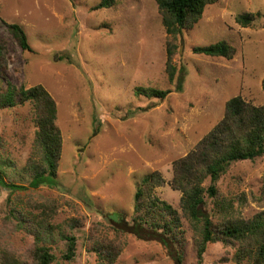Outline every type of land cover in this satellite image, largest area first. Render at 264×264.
<instances>
[{
	"label": "rangeland",
	"instance_id": "obj_1",
	"mask_svg": "<svg viewBox=\"0 0 264 264\" xmlns=\"http://www.w3.org/2000/svg\"><path fill=\"white\" fill-rule=\"evenodd\" d=\"M99 1L0 0V42L8 61L2 84L43 85L56 100L62 135L54 186L32 187L27 164L37 130L33 105L0 109V170L6 180L26 186L0 185V264H36L39 243L56 254L52 264H107L99 249L108 242L121 248L113 264H176L177 253L183 264H198L199 230L182 212L183 192L172 184L174 162L218 124L232 97L264 105V0H218L193 28L178 34L166 31L157 0H114L109 8L95 9ZM242 13L254 14L248 26L236 20ZM7 23L23 27L31 50L20 47ZM218 42H227L233 54L193 51ZM170 48L177 67L173 83ZM140 87L170 93L149 97ZM155 174L164 183L151 192L181 215L168 250L150 239L146 232L154 228L142 218L162 220L143 206L136 210L145 200L137 199L138 188ZM217 187L219 196L233 202V214L252 218L264 210V156L234 162ZM206 197L207 211L218 221L215 199ZM46 205L51 209L44 215ZM117 212L144 226L135 227L142 238L110 226L106 217ZM66 235L77 237L73 260L63 258ZM239 245L210 242L203 264H253L237 253Z\"/></svg>",
	"mask_w": 264,
	"mask_h": 264
},
{
	"label": "trees",
	"instance_id": "obj_2",
	"mask_svg": "<svg viewBox=\"0 0 264 264\" xmlns=\"http://www.w3.org/2000/svg\"><path fill=\"white\" fill-rule=\"evenodd\" d=\"M218 0H157L159 10L163 16L166 31L170 34H178L184 29L193 28L202 19L205 9L209 4ZM114 0H100L95 9L109 8ZM253 13L238 14L236 20L244 26H248L253 20ZM12 36L23 50H31L28 36L23 27L17 23H7ZM194 53L208 56L230 57L233 54L232 47L227 42H218L206 46H196ZM174 51H168L167 69L169 80L173 83L177 74L176 65L172 64ZM6 47L0 42V109L13 108L18 105L31 103L33 105L34 121L36 123V136L34 153L28 160L27 169L31 171L32 178L29 184L32 187L53 185V178H57L59 160L62 152V135L56 124L57 104L55 98L43 85L31 87H17L6 80V86L2 84V76L7 69ZM4 82V81H3ZM141 95L164 98L170 90L147 87L138 88ZM264 156V105H255L247 102L241 96L232 97L227 102V110L224 117L199 143L184 157L174 162L173 187L182 190L180 206L184 216L192 221L194 227L199 230L200 241L195 246L198 264H203L204 253L210 242L220 241L226 245L239 243L237 253L243 257H250L253 264H264V210L258 212L252 218H244L233 214V202L219 196L217 181L234 162L253 160ZM0 170V185L8 190L24 189L26 186L6 180ZM210 179L209 185H205L206 179ZM53 180V181H52ZM164 183L159 175H151L144 179L142 187L136 193L137 199L144 197V202L138 204L137 211L143 208L161 219L148 221L142 218L144 224L151 226L155 233L146 232L153 236L150 239H158L169 249V238L182 223L178 209L174 208L166 200L160 199L151 191L155 186ZM55 184V183H54ZM214 198L213 213L219 214L215 221L212 214L207 211V197ZM44 206L43 213L47 215ZM108 223L115 231L134 233L139 238L142 236L135 227L142 228L140 222L130 223L126 216L120 212L108 214ZM153 222V223H152ZM47 233L52 230V224L44 218L43 222ZM159 226L162 231H157ZM38 236V242H43ZM67 248L63 254L66 260H73L76 256L77 237L66 235ZM44 243V242H43ZM107 264H113L121 252V248L113 242L105 243L99 249ZM36 264H52L57 256L51 248L44 244L35 247ZM33 255V257H34ZM176 264H183L180 254L175 256ZM2 264H20L16 259Z\"/></svg>",
	"mask_w": 264,
	"mask_h": 264
}]
</instances>
